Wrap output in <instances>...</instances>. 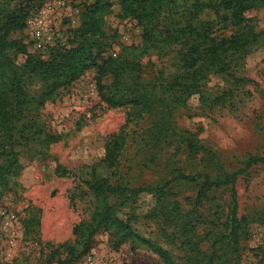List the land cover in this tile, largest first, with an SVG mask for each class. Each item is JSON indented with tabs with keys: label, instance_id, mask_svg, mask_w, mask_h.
<instances>
[{
	"label": "trees",
	"instance_id": "16d2710c",
	"mask_svg": "<svg viewBox=\"0 0 264 264\" xmlns=\"http://www.w3.org/2000/svg\"><path fill=\"white\" fill-rule=\"evenodd\" d=\"M46 1L0 0V200L17 185L26 149L34 151L30 161L44 160L60 141L41 122L40 109L62 89L95 69L100 100L110 108L128 109L122 129L108 138L101 161L84 180V194L91 197L88 217L74 225L73 241L54 249L47 264L78 262L91 252L101 231L109 233L116 248L125 243L146 247L161 264H242V242L251 237L253 225L264 228V209L241 213L237 184L253 166L264 165V156L250 154L242 167L229 169L218 152L178 125L176 115L193 107L236 106V88L208 95L207 82L212 74L230 78L237 88L250 82L237 73L247 56L264 47V27L248 24L246 15L264 9V0H116L118 17L143 28V42L115 54H108L118 37L107 30L114 6L110 0L83 4L70 44L58 41L46 52L29 51L31 43L12 35L25 31ZM229 27L236 30L217 35L216 28ZM153 53H173L171 64L150 70L142 60ZM142 123L136 155H147L145 167L160 172L155 183L138 184L134 175L121 172L130 127ZM182 156L202 172L178 168ZM179 183L197 186L185 203L174 191ZM144 196L154 203L141 214L137 208ZM141 217L158 223L165 244L181 251L180 259L137 232L134 224ZM24 227L28 238H38L37 208ZM61 250L64 259L57 258ZM258 251V264H264V245Z\"/></svg>",
	"mask_w": 264,
	"mask_h": 264
},
{
	"label": "rangeland",
	"instance_id": "374dc122",
	"mask_svg": "<svg viewBox=\"0 0 264 264\" xmlns=\"http://www.w3.org/2000/svg\"><path fill=\"white\" fill-rule=\"evenodd\" d=\"M92 1L67 0L65 13L58 17L54 26V32L62 44H70L72 30L81 24L83 4ZM110 1L114 6L113 12L107 17V30L111 35L118 34V37L113 39L108 54H115L124 46L141 45L143 28L135 21L121 20L117 1ZM246 17L248 24L264 27V9L251 10ZM218 28L217 35L225 36L236 30L233 27L225 30ZM12 37L29 39L24 31L14 33ZM30 49L38 53L33 46ZM171 57L173 53L166 57L153 53L142 61L145 65L149 64L150 70L156 71L171 64ZM23 60L21 56L18 58L19 62ZM96 76L95 69L89 70L40 109L41 122L45 128L60 135L61 139L50 146L44 160L36 158L30 161L28 155L34 151L28 152L29 149H26L22 157L25 168L17 185L0 200V264H47V257L54 249L73 241L74 225L88 217L91 197L84 194L87 190L84 180L90 178L92 167L101 161L108 138L122 129L128 112L127 108H110L100 100ZM237 76L250 82L237 88L230 78L212 74L206 87L208 95L236 88L238 96L235 98V107L213 110L193 107L180 110L176 115L178 125L194 133L201 144L218 152L229 169L242 167L241 161L250 154L264 156V47L246 57ZM143 126L142 123L130 127V148L121 172L134 175L138 184L155 183L162 177L160 172L145 167L147 155H136V133H140ZM190 165L186 157L182 156L177 167L189 169ZM191 169L195 173L202 172L199 165ZM237 189L241 213L264 209V165H255L243 174ZM196 190L195 183H179L174 187L183 203L187 197L194 196ZM222 194L227 197L226 192ZM153 203L151 196L142 197L137 212L144 213ZM35 208L39 210L40 233L38 238H28L24 220L30 217ZM134 228L141 236L157 241L172 251L176 258L182 257L180 250L165 244L156 221L141 217ZM262 245L264 228L253 225L251 237L242 242V264H258V247ZM61 251L57 258L64 259L65 254ZM74 264L161 262L146 247L125 243L116 248L109 233L101 231L94 238L91 252Z\"/></svg>",
	"mask_w": 264,
	"mask_h": 264
},
{
	"label": "built area",
	"instance_id": "2783aa9c",
	"mask_svg": "<svg viewBox=\"0 0 264 264\" xmlns=\"http://www.w3.org/2000/svg\"><path fill=\"white\" fill-rule=\"evenodd\" d=\"M66 4L67 0H47L43 7L29 18L26 29L28 42L36 50L46 52L58 43L59 37L54 32V26L58 17L65 13Z\"/></svg>",
	"mask_w": 264,
	"mask_h": 264
},
{
	"label": "crops",
	"instance_id": "0c3cea01",
	"mask_svg": "<svg viewBox=\"0 0 264 264\" xmlns=\"http://www.w3.org/2000/svg\"><path fill=\"white\" fill-rule=\"evenodd\" d=\"M24 32H25V34H28V31H27V30H25ZM27 41H28V40H27ZM31 47H32V45H31V46L29 45V47H28V48H29V51H31V52H32V50L30 49Z\"/></svg>",
	"mask_w": 264,
	"mask_h": 264
}]
</instances>
